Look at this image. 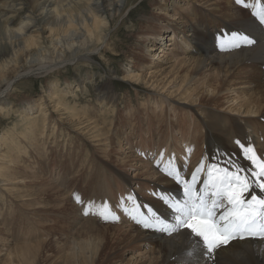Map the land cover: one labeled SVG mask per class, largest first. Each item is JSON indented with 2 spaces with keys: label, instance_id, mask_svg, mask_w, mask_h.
<instances>
[{
  "label": "rangeland",
  "instance_id": "1",
  "mask_svg": "<svg viewBox=\"0 0 264 264\" xmlns=\"http://www.w3.org/2000/svg\"><path fill=\"white\" fill-rule=\"evenodd\" d=\"M256 1L263 3L264 0ZM163 2L129 0L120 12H107L104 15L109 23L107 45L89 55L93 58L89 61L92 66L81 61L77 66H67L62 70H59L60 67L51 68L48 74L47 68L34 70L19 76L9 88L5 84L0 85V98L7 96L6 101L11 104L9 111L0 112V135L5 134L7 139V146L0 141V166H3L2 172L8 173L9 178L13 176L9 180L0 176V264H69V256L73 253L70 249L79 251L81 245L87 247L91 241L99 245L96 256L89 254L90 250L86 251L87 259L94 264H156L159 256L152 246L122 239L145 219L144 216L150 211L146 201L161 200L157 191L160 185L158 169L170 171L180 164L184 170L191 165L200 166L204 171L203 178L208 181L211 169L210 160L205 154L206 130L200 117L202 109L232 116L242 125L246 120H251L252 126L259 128L256 132L261 130L262 134L264 131V120L242 114L255 97L243 76L227 78L221 90L213 92L211 86L219 85L222 77L216 78L217 73L209 72L208 65L195 76L194 81L183 83L192 67L182 68L179 60L184 57H181L180 51H191L193 43L187 42L186 35L180 30H176V43L166 41L161 43L159 50L151 49L149 38L154 32L163 26L169 30L181 29L188 21L185 14L191 10L190 6L183 9L173 6L171 10H175L167 14L156 5ZM199 7L205 9L201 4ZM40 28V34L36 35L48 49L47 53L52 52L50 32L46 26ZM78 69H81L80 74L84 79L87 75V78L93 77L85 83L82 80L80 87ZM5 71L7 69L2 73ZM133 74L144 75L145 80L140 85L124 80ZM152 74H155L154 78ZM52 82L58 84L56 91H68L69 86L73 87L68 96L67 109L60 107L59 101H53L50 97L49 86ZM84 84L87 88L81 93ZM105 86L113 87V99L109 104L99 101L100 89ZM163 86H166L164 90ZM183 95L190 97L186 99ZM37 99L40 100L38 111L34 115H27L31 117V122L38 124L27 131L33 133L37 143L28 144L25 138L17 141L16 138L30 123L27 119L22 121L25 102ZM189 100L195 102L192 109L187 106L186 101ZM69 109L71 112H91L97 119L106 118L107 125L110 128L112 124V127L106 132L102 131L103 127L90 131L88 123L79 125L76 120L80 119L71 118ZM43 121L47 126L44 134H41ZM249 133H253L252 128ZM96 134L101 136L93 138ZM253 135L256 136V133ZM263 138L253 145L260 156L264 152ZM250 139L255 140L252 135ZM17 142L25 147L20 152L16 150ZM61 154L64 159H61ZM67 156L73 157L74 161L66 160L69 164L65 163ZM96 157L107 164H100ZM84 158L88 161L77 173L74 167L81 164ZM108 166L116 171L112 172ZM50 168L53 169L52 173ZM60 168L63 173H58ZM103 173L104 176H101ZM86 174H100L102 178L98 176L99 179H107L109 195H105V198L108 204L96 216L99 235L91 233L78 237L76 231L86 223L90 214L80 202H74L78 197L77 190H80L77 181H83ZM122 177L129 184H125ZM56 178L65 181L67 187L56 186L61 188L60 193L53 189L55 185L52 186ZM66 201H70L68 206L64 205ZM83 211L88 214L84 215ZM100 235L101 239L97 237V241L94 240ZM94 245V248L97 247ZM27 248L35 249L37 256L32 262L23 258L20 251L16 253L17 249ZM79 261L80 258L73 257L72 264H84Z\"/></svg>",
  "mask_w": 264,
  "mask_h": 264
},
{
  "label": "bare ground",
  "instance_id": "2",
  "mask_svg": "<svg viewBox=\"0 0 264 264\" xmlns=\"http://www.w3.org/2000/svg\"><path fill=\"white\" fill-rule=\"evenodd\" d=\"M128 1L0 0V85L5 84L9 88L19 76L34 70L47 68L46 72L48 74L51 68L60 67L59 70H62L67 66H77L81 61L88 66H92L89 61L93 60V58L89 55L99 51L102 46L107 45L109 23L104 15L107 12H120L122 6ZM199 4L205 6V9L199 7ZM156 5L167 12V14L175 10H171L173 6L177 9L190 6L191 12L188 11L185 14V19L188 21L181 29L169 30V28L163 26L160 30L154 32L149 38L152 43L151 49L157 48L156 50H159L161 43L166 41L176 43V30H180L181 33L186 35L187 42L193 43L191 51L183 49L180 51L181 55H183L181 57L184 58L179 60V64L184 69L190 65L192 67L190 74L183 83L194 81L195 76L199 75L202 69H205L208 65L209 72L214 71V73H217L215 75L216 78L222 77L219 85L211 86L213 92H219L227 78L243 76L245 83L251 87L255 97L249 101L242 114L244 117H258L264 120V1L261 3L256 0H241L238 3L237 0H164L163 3ZM201 20H204V23L199 28L198 25H200ZM41 26H46L50 32V43L53 45L52 52L47 53L48 49L41 43L39 35H36V33L40 34L42 28L39 30V27ZM193 26H195L194 29ZM167 32H169L168 36L165 35ZM6 69L7 71L2 73ZM78 73L80 75L79 87L82 80L85 83L87 79L93 78L91 76L87 78L89 76L87 75L84 79L82 74H80L81 69H78ZM154 76L155 74H152L153 78ZM124 80H130L140 85V82L145 80V76L133 74L126 76ZM148 83L146 82V84ZM150 87H153V85ZM165 87L163 86L162 89L164 90ZM7 88L4 89V92ZM72 88V86H69L68 91L64 89L56 91L58 84L52 82L49 86L50 97L53 98V101H59L60 107L67 109L68 96ZM86 88L84 84L80 92L84 93ZM112 90V86H105L100 89L99 101L108 102V104L112 102ZM198 90L195 89L194 91ZM183 96L187 97L186 99L190 97L187 95ZM6 99L7 96L0 98V112L9 111L11 108V104ZM39 103V99L34 100V102H25L22 121L31 120V117H27V115H34L35 111L39 109ZM186 103L189 109H192L191 107L194 106L195 102L189 100ZM35 107H37V110H35ZM31 110L32 113H30ZM69 113H72L71 118L80 119L76 120L79 125L88 123L87 128L91 127L90 131L103 127L102 131L106 132L105 130L109 128L107 125L108 119H97L91 112L85 110L71 112V109H69ZM200 117L206 130L205 154L210 160L209 164L214 175L217 174L216 170L218 169H232L237 165L240 168L248 169L249 172L252 170L253 165L245 157L241 145L244 146V149L251 147L255 156L259 160H264V152L259 150L263 153L260 156L258 151L254 150L255 147H253L259 138L264 137H262L264 131L262 134H260L261 130L257 131V133L256 130L259 128L252 126L251 120H246L245 124L242 125L239 123L240 121L238 122L232 116L216 113L207 108L202 109ZM33 125L34 127L38 126L36 121H30L26 125L25 131L20 133L16 140L19 141L25 138L28 144H36V140L33 139V133H27ZM42 125L41 134H44L47 126L46 121H43ZM251 128L258 137L253 135V133H249ZM251 135L254 139L256 137L254 141L250 139ZM100 136V134H96L93 138L97 139ZM0 141H2L3 145L7 143L5 134L0 135ZM261 142H264V138L261 139ZM20 143H16L17 152L25 148L22 143L21 148ZM3 157L6 158V154ZM60 157L64 159L63 154ZM85 158L84 160L82 159L81 164L74 167V169H77V173H79L82 166L84 168L86 165L85 163L88 160L86 161ZM71 159L74 161L73 157L67 156L64 161L66 163L68 160L71 161ZM96 161L100 162V164H107L97 157ZM193 162L195 161L193 160ZM108 167L112 172L116 171L115 168ZM181 167L177 166L170 171L165 169L156 171L160 184L157 191L161 200L146 201V207L150 211L146 213L142 223L135 225L133 230L128 235L125 234L122 240H130L134 244L143 242L152 246L154 250H157L156 254L159 256L156 264H264L263 237L257 240L247 237L233 239L226 246L217 249L214 255L209 256L204 243L199 238L190 235L186 229H177L172 234L159 230L165 226L174 227L177 224L176 217L179 213H176L174 208H183L185 206V202L188 199L186 189H191L193 194L204 197L209 203L213 199L211 195L204 196L205 185L209 183V180L205 181L203 178V169L201 171V167L195 165H191L187 170ZM2 168L3 166H0V176L7 180L9 178L8 173L2 172ZM60 169L61 171L58 173L62 172V168ZM51 171L53 169L51 170L50 168ZM51 173L50 176H52ZM182 173H186V175L183 176ZM87 174L84 176L83 181H77V187L79 186L80 190H77L78 197L74 201L75 203L80 202L84 210L90 213L86 223L76 231V236L78 237H84L91 233L99 235L96 216L102 213V210L106 207L104 205L108 204V200L105 198V195H109V189L106 188L107 179L105 177L104 179H99L98 176L100 174H90L88 176ZM59 176L61 177V174ZM101 176H104V173ZM101 176L100 178H102ZM194 176L196 178L195 183H193ZM53 181L52 186L55 185L53 189H56L57 193L61 192V188L58 189L56 186L67 188L65 187V181L61 182L59 178L53 179ZM122 181L125 184H129L123 177ZM108 186L110 188V185ZM67 192H69V189H67ZM252 194L264 197V193L260 192L255 186L252 189ZM140 201L142 200L140 199ZM68 203L70 201H66V204H63L68 206ZM226 207L225 205V208H220L222 214ZM107 208L110 211L109 206ZM85 211H83L84 215H86ZM143 211L146 210L144 209ZM60 215L56 216L58 218L63 216V214ZM65 216L67 217L66 213ZM74 218L77 217L75 216ZM145 224L149 226L145 227ZM97 237L101 239L100 235L96 236L94 240L97 241ZM93 245L94 241H91V245L87 247L81 245L79 251L71 248L70 251H73V253L69 256L68 263L72 264L73 257H77L80 258L79 263L94 264L93 261L90 262V259L86 257V251L89 252V250V254L91 253L93 256L98 254V243L95 244L97 246L95 248ZM33 248L17 249L16 253L20 251L23 258L25 257L30 262L37 256Z\"/></svg>",
  "mask_w": 264,
  "mask_h": 264
},
{
  "label": "snow or ice",
  "instance_id": "3",
  "mask_svg": "<svg viewBox=\"0 0 264 264\" xmlns=\"http://www.w3.org/2000/svg\"><path fill=\"white\" fill-rule=\"evenodd\" d=\"M241 148L253 165L252 170L249 172L237 165L232 169H218L215 175L210 171L204 196L211 195V202L186 189L188 199L185 206L174 208L179 213L177 224L174 227L165 226L160 231L172 234L177 229H186L204 243L209 256L233 239L256 235L264 237V197L252 194L254 186L264 193V160H259L251 147L244 149L241 145ZM195 180L194 176L193 183ZM225 205L224 213L217 219L215 210L225 208Z\"/></svg>",
  "mask_w": 264,
  "mask_h": 264
}]
</instances>
